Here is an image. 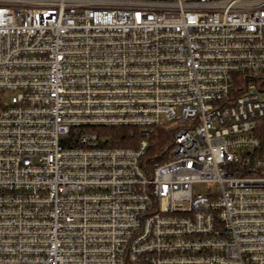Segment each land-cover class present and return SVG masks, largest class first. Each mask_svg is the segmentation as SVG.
<instances>
[{"label":"built area","instance_id":"2783aa9c","mask_svg":"<svg viewBox=\"0 0 264 264\" xmlns=\"http://www.w3.org/2000/svg\"><path fill=\"white\" fill-rule=\"evenodd\" d=\"M0 264H264V0H0Z\"/></svg>","mask_w":264,"mask_h":264},{"label":"trees","instance_id":"16d2710c","mask_svg":"<svg viewBox=\"0 0 264 264\" xmlns=\"http://www.w3.org/2000/svg\"><path fill=\"white\" fill-rule=\"evenodd\" d=\"M96 132L102 136L103 144L109 147L131 148L140 140L139 130L135 127L98 128ZM173 133L172 127L159 128L154 132L145 158L148 163H163L166 160L165 150L171 143Z\"/></svg>","mask_w":264,"mask_h":264}]
</instances>
